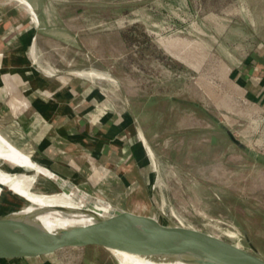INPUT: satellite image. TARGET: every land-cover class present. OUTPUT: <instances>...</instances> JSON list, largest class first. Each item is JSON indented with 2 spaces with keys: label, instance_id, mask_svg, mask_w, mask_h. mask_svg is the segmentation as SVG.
Listing matches in <instances>:
<instances>
[{
  "label": "crops",
  "instance_id": "0c3cea01",
  "mask_svg": "<svg viewBox=\"0 0 264 264\" xmlns=\"http://www.w3.org/2000/svg\"><path fill=\"white\" fill-rule=\"evenodd\" d=\"M92 1L0 0V133L51 172L88 183L126 210L129 203H149L139 204L150 199L153 182L135 112L118 105L116 88L102 82L108 77L101 73L62 71L40 59L54 55L47 42L80 40V30L71 25L99 21L96 9L102 0ZM109 2L108 8H117L116 0ZM161 3L178 14L168 18L173 25L191 26L187 35L173 37L174 57L193 71L205 64L212 68L208 58H219L224 89L215 105L223 114L233 112L237 120L262 127L264 0H189L182 7L178 0ZM87 8L94 13L87 16ZM71 250L0 264H61L64 251Z\"/></svg>",
  "mask_w": 264,
  "mask_h": 264
},
{
  "label": "rangeland",
  "instance_id": "374dc122",
  "mask_svg": "<svg viewBox=\"0 0 264 264\" xmlns=\"http://www.w3.org/2000/svg\"><path fill=\"white\" fill-rule=\"evenodd\" d=\"M116 1L117 8L110 9L109 0H102V8L96 9L98 22L70 26L80 30V40L45 43L54 55L40 57L45 61L41 64L101 73L108 77L102 82L116 88L118 105L135 112L150 153L153 182L150 199L139 202L149 203H129L126 210H153L166 224L197 228L249 250L254 247L264 257V122L261 127L237 120L236 114H223L215 105L224 89L219 58H208L216 67L205 64L193 71L174 57L173 37L187 35L191 26L172 24L168 18L178 15L172 7H161L163 0ZM186 1L178 0L180 7ZM93 13L94 8H87V16ZM66 181L67 187L58 189L75 191L90 204H108L111 212L121 209L88 183ZM36 190L54 192L42 180ZM5 210L0 215L7 214ZM64 252L61 264H120L101 246Z\"/></svg>",
  "mask_w": 264,
  "mask_h": 264
},
{
  "label": "water",
  "instance_id": "95a60500",
  "mask_svg": "<svg viewBox=\"0 0 264 264\" xmlns=\"http://www.w3.org/2000/svg\"><path fill=\"white\" fill-rule=\"evenodd\" d=\"M87 213L93 218L91 223L55 231L37 221L35 213L0 217V262L39 258L67 248L101 246L197 264H264V257L254 247L249 250L197 228L166 224L153 210L143 214L119 209L108 216Z\"/></svg>",
  "mask_w": 264,
  "mask_h": 264
},
{
  "label": "bare ground",
  "instance_id": "6f19581e",
  "mask_svg": "<svg viewBox=\"0 0 264 264\" xmlns=\"http://www.w3.org/2000/svg\"><path fill=\"white\" fill-rule=\"evenodd\" d=\"M17 1L23 2V0ZM39 180L50 185L54 192H38L36 184ZM67 184L65 179L39 162L32 152H24L12 146L0 133V210L6 209L7 213L0 217L9 214L35 213L34 218L37 221L46 229L55 231L73 225L91 223L93 218L87 211H94L102 216L111 215V206L108 204H90L75 191L66 192L58 189L67 187ZM20 200H24V203ZM109 250L120 264H197L179 259L166 260L127 251Z\"/></svg>",
  "mask_w": 264,
  "mask_h": 264
}]
</instances>
